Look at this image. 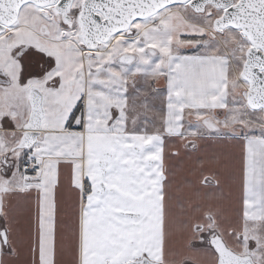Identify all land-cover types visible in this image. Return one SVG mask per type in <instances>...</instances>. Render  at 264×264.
<instances>
[{"label":"snow or ice","instance_id":"obj_1","mask_svg":"<svg viewBox=\"0 0 264 264\" xmlns=\"http://www.w3.org/2000/svg\"><path fill=\"white\" fill-rule=\"evenodd\" d=\"M0 264H264V0H0Z\"/></svg>","mask_w":264,"mask_h":264}]
</instances>
